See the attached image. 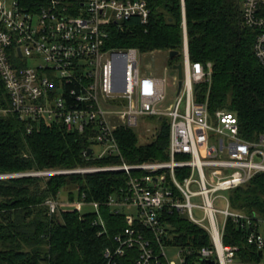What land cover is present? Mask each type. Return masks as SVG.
<instances>
[{"label": "built area", "instance_id": "1", "mask_svg": "<svg viewBox=\"0 0 264 264\" xmlns=\"http://www.w3.org/2000/svg\"><path fill=\"white\" fill-rule=\"evenodd\" d=\"M41 1L45 6L33 11L22 8V0H0V76L11 100L7 112L35 123L55 122L68 132H89L90 141L101 149L93 157L117 156L121 160L118 165L98 167L128 177L126 188L106 202L113 213L124 214L127 226L115 236V246L104 251L107 264H119L130 250L137 251L134 264H178L169 261V246L162 241L168 225L161 212L174 210L211 235L214 249L202 248L193 264H210L208 260L213 264H258L239 260V248L225 245L223 237L232 220L250 230L249 244L264 250V218L234 209L228 199L226 209L216 208V203L222 197L220 192L245 186L264 173V135L246 140L236 114L210 110L212 63L192 62L186 41L183 83L179 88L177 74L173 81L176 100L164 107L167 69L158 75L151 67H141L140 56L147 54L136 48H106L113 24L133 18L148 23L151 11L145 0ZM73 2L80 5L75 13L71 12ZM243 18L256 32L253 50L264 69V0H244ZM25 59L33 65H24L21 61ZM202 84L209 91L201 99L197 86ZM120 98L128 101L127 107L110 109ZM114 116L120 124L112 123ZM143 116L169 121L168 160L137 164L124 160L116 132L121 126H138ZM157 129L158 125L154 134ZM32 130L29 126L28 131ZM91 169L97 167L64 174L97 172ZM83 206L74 207L80 211ZM91 206L98 216L96 222L106 232L100 203ZM197 209L203 218L195 216ZM140 227L153 239L138 230ZM179 249V264H189L191 252Z\"/></svg>", "mask_w": 264, "mask_h": 264}, {"label": "trees", "instance_id": "2", "mask_svg": "<svg viewBox=\"0 0 264 264\" xmlns=\"http://www.w3.org/2000/svg\"><path fill=\"white\" fill-rule=\"evenodd\" d=\"M145 1L151 11L148 23L143 25L133 18L113 24L106 48H136L144 54L177 51L170 58L174 66L184 61L187 34L190 60L210 62L213 66L210 110L236 114L240 134L246 140L254 141L264 135V69L253 50L256 32L244 23V0ZM43 6L45 2L41 0L21 2L22 8L33 11ZM79 6L73 2L71 12ZM197 90L202 99L207 96L209 86L198 85ZM10 105L0 76V174L121 163L117 156L99 159L85 155L95 148L88 134L68 132L55 122L22 120L5 111ZM157 124L154 140L146 144L140 143L133 128L119 127L116 138L127 163L169 159V121L157 119ZM29 126H33L32 132L28 131ZM127 181L124 172L0 179V264H107L104 251L115 246V236L127 226L124 214L113 213L106 202L110 196H118ZM62 190H68L72 201L78 198L88 203L99 202L106 232L96 222V212L73 208L50 213L46 201L58 199ZM230 193L234 209L264 218V173ZM161 216L168 225L163 243L191 252L187 255L189 264L199 260L202 248L214 249L209 232L193 224L182 212L163 211ZM138 230L153 239L147 229ZM249 232L229 220L223 243L239 248V260L260 264L264 250L248 243ZM136 257L137 251L130 250L118 262L134 264Z\"/></svg>", "mask_w": 264, "mask_h": 264}, {"label": "rangeland", "instance_id": "3", "mask_svg": "<svg viewBox=\"0 0 264 264\" xmlns=\"http://www.w3.org/2000/svg\"><path fill=\"white\" fill-rule=\"evenodd\" d=\"M185 33H186V25H185ZM187 41L188 44V39H187V35H185V40H184V45ZM24 65H33L32 60H23L21 61ZM140 64L141 67H151V70L154 71L156 74L158 75H162L163 70L167 69V77H168V85H167V100L163 103L164 107H167L171 104H173L176 100L177 97V90L176 88H174L173 85V81L174 78L177 76L178 72L176 69H174L173 65L171 64L170 61V54L169 52L166 51H156L153 53H149L147 55H142L140 56ZM128 105V101L126 99H118L116 101H113L111 103L110 109H115V108H122V107H127ZM8 109H5V111H7ZM157 117H153V116H143L139 118V125L133 127V129L136 131V133L138 134L139 137V141L141 144H146L149 142H152L154 140V131L156 128L157 124ZM167 119V118H166ZM112 123L114 125H118L121 122L114 117L111 118ZM89 132H86V134H88ZM89 135V134H88ZM88 137H91V135H89ZM95 147V146H94ZM93 149V148H91ZM97 154L99 153V151L101 150L99 147H95L93 149ZM95 152L93 153L92 157L94 156ZM86 155V154H85ZM87 156H90L89 154H87ZM137 164V163H135ZM91 167H97V169H91L90 171H96L97 172H93V173H106V172H111L108 170H103L101 168H98L99 166H91ZM84 168H89V167H80V169H84ZM79 169V168H77ZM67 170H62V169H45V170H31L28 171L26 173H9V174H0V179L2 178H12V177H41V178H49V177H53V176H59V175H63L64 172ZM41 174V175H40ZM170 181V178H169ZM219 195H221L222 197L217 201L216 203V208L219 209H226L227 208V200L232 201V195L230 192H220ZM59 198L58 199H48L46 201V205L48 207H50V213H54V214H58V212H61V210H70L75 208L74 206L78 203H84V206L81 208L80 212H93L94 208L91 206V203L94 202H83V200H79L78 198H76L75 200H70L69 198V194H68V190H65L59 193ZM84 197V196H83ZM99 203V202H97ZM232 205V202H231ZM233 207V206H232ZM195 216L199 219L203 218V213L200 210H196L195 212ZM208 223V222H206ZM180 249L178 247H172L169 246L168 248H166V253H167V257L169 259L170 262H174V263H180V259L178 257Z\"/></svg>", "mask_w": 264, "mask_h": 264}, {"label": "water", "instance_id": "4", "mask_svg": "<svg viewBox=\"0 0 264 264\" xmlns=\"http://www.w3.org/2000/svg\"><path fill=\"white\" fill-rule=\"evenodd\" d=\"M186 35H187V34H186ZM169 54H170V58H174V57L178 54V52H177V51H171ZM173 67H174V69H176L177 72H178L179 88H181L182 83H183V77H184V74H183V63L176 64V65H174ZM93 153H94V150H93V149H89L88 154H89L90 156H92ZM208 262H209L210 264H213V263H214L212 260H208Z\"/></svg>", "mask_w": 264, "mask_h": 264}, {"label": "crops", "instance_id": "5", "mask_svg": "<svg viewBox=\"0 0 264 264\" xmlns=\"http://www.w3.org/2000/svg\"><path fill=\"white\" fill-rule=\"evenodd\" d=\"M93 212H95V210Z\"/></svg>", "mask_w": 264, "mask_h": 264}]
</instances>
